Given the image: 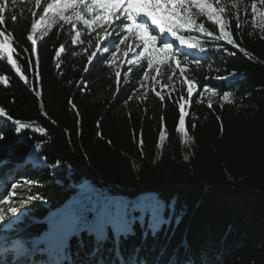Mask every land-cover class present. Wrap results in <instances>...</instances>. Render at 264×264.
<instances>
[{"label":"trees","instance_id":"1","mask_svg":"<svg viewBox=\"0 0 264 264\" xmlns=\"http://www.w3.org/2000/svg\"><path fill=\"white\" fill-rule=\"evenodd\" d=\"M220 2L227 13L235 0ZM252 2L239 0V10L232 9L228 17L233 39L248 55L225 41L216 43L227 51L219 47L206 53L192 50L193 56L201 57V66L186 69L197 83L193 97L188 98L179 70L173 75L166 65H161L159 74L149 70L159 83L149 80L145 88H139L143 70L136 67L128 74L130 82L123 83L124 72L132 67L126 57L122 63L117 61L118 69L107 61L92 68L84 48L88 40L95 43V33L88 30L82 37L84 44H71L75 31H84L80 25L72 29L57 24L42 39L37 33L33 55L26 36L31 20L38 19L42 10L33 6V0H0L6 7V24L0 30L12 34L17 48L14 58L29 80L25 84L6 58H0V75L9 77L8 86L0 85V107L13 119L35 121L46 130V134L33 129L17 133L6 117L0 118V162L6 161L0 163V180L35 181L31 194L43 198L25 199L20 223L8 229L0 226V259L11 261L14 244L32 249L50 223H66L64 230L71 231L78 215H86L90 222L97 215L88 209L92 203L111 196L135 199L149 194L164 204L165 213L170 209L155 234L147 217L138 220L135 216L126 237L115 231L118 226L108 223L103 251L92 256L95 234L78 229L67 239L66 264H98L99 258L111 264L117 241L125 261L139 249V258L147 264H173L174 260L176 264H264V32L259 17L251 16ZM13 9L18 17L15 22L10 18ZM32 12L37 15L33 17ZM197 22L218 34V26L206 17H198ZM192 34L204 39L199 33ZM61 43L65 52L57 58L55 51ZM180 47L176 41L174 48ZM73 51L77 54L72 55ZM116 70L121 71L123 85L119 93ZM233 72L235 77L230 75ZM169 75H173L171 81ZM217 75L228 79L217 80ZM204 87L214 88L218 95H200ZM153 88L164 96L163 101ZM37 90L40 97L35 96ZM225 91L230 93L227 101L222 99ZM145 93L146 98L139 99ZM184 101L185 130L192 137L188 143L176 131L179 104ZM161 129L165 131L163 144ZM37 155L39 160H35ZM57 161L60 164L51 167ZM83 186L92 191L84 193ZM86 194L91 197L85 199ZM52 241L50 236L38 243L42 251L32 258L47 260L44 250Z\"/></svg>","mask_w":264,"mask_h":264},{"label":"snow or ice","instance_id":"2","mask_svg":"<svg viewBox=\"0 0 264 264\" xmlns=\"http://www.w3.org/2000/svg\"><path fill=\"white\" fill-rule=\"evenodd\" d=\"M10 2L15 3L16 0H10ZM258 3L260 7H258ZM258 3L257 0H253L251 3V16L253 18L259 17V28L261 32H264V0H258ZM33 6L42 10V14L39 15L38 19L34 18L31 20L30 31L26 36L27 41L31 43V53L33 55L37 53V33L40 34L42 39L57 24L61 27L71 25L72 29L80 25L84 31L83 33L75 31V34L71 36V44H84L85 40L82 37L88 35V30L95 33V43L92 40H88V47L84 48V52L88 53L86 57L88 65L92 68H95L97 63L103 64L107 61L113 68L118 69L121 66V64L117 63L118 60L122 63L124 57H131L127 59V64L132 67H128L123 75V83L125 85L130 82L128 74L133 71V67L143 70V79L139 80V88H145L146 82L149 80L153 81L154 84H158L159 80L152 76L149 70H154L159 74L161 65H166L173 75L176 74L177 69L179 70V76L187 84L186 95L191 98L197 88V83L187 73L186 69L189 65H195L197 68L201 66V57L193 56L191 54L192 50L206 53L219 47L227 51L223 45L218 46L216 43L225 41L227 45L238 48L241 53L248 55L245 49L240 47L236 40L233 39L229 27L228 17L232 14V9L239 10V0H235L231 4L227 13L226 6L221 5L220 0H215V3L210 2V0H43V3L42 0H33ZM5 12V4L0 3V26L6 24ZM31 15L35 17L37 14L32 12ZM198 17H206L208 22L218 26V34L209 30V27H206L204 22L198 23ZM10 18L13 22L17 21L18 17L15 14V9H13ZM236 27L240 28V20L238 18ZM185 32L188 34L185 35ZM192 33H199L204 39L202 40ZM69 34L71 35V32ZM176 41L181 46L178 49L174 48ZM207 44H211L212 47L207 48ZM13 45L12 34L7 33L6 30H0V58H6L7 65L11 66V69L15 71L20 80L28 84V77L22 72L21 65L14 58L17 48ZM90 48L95 50L89 52ZM64 52L65 44L61 43L59 49L55 51V56L60 58ZM118 53H121L120 57H118ZM76 54L75 51L72 52V55ZM228 54L235 55L233 52ZM88 65L83 69L85 73L90 71ZM36 67H39L38 57L36 59ZM56 67L59 68L60 64L57 63ZM212 67V64L208 65L210 70ZM173 75H169L167 79L171 81ZM230 75L235 77L237 73L233 72ZM204 78L208 79L209 77L205 76ZM214 78L217 80L228 79L220 75ZM115 80L116 91L119 93L123 86L121 85V71H115ZM0 85H9V77L7 75H0ZM78 87H83V85ZM164 87H168V85L165 84ZM153 91H155L154 88ZM203 93H209L213 97L218 95L217 91L212 87H204L199 94L203 95ZM146 95L145 93L139 99L146 98ZM155 95L161 101L164 100V96L159 91H155ZM35 96L40 97L41 92L37 90ZM229 96L230 93L225 91L222 99L227 101ZM186 103L187 101H184L179 104V124L176 131L182 133L186 137L184 142L188 143L192 140V137L185 130V116L187 113L184 109ZM69 104L73 109L76 108V105L71 100H69ZM208 106L211 108V103ZM43 108L44 105L41 103V111H43ZM43 115L47 116V112H43ZM77 115H79L78 112ZM4 117L11 122L17 133H21L25 129H33L36 133L46 134L45 128L38 125L35 121L25 122L21 119H13L4 107H0V118ZM2 139L3 136L0 135V140ZM159 140L163 144L165 140V131L163 129L159 131ZM35 147L39 148L40 144L37 143ZM39 159L40 157L37 155L35 160ZM184 159L187 160L188 157L185 156ZM0 163H6V161ZM59 164L60 162L57 161L51 167L56 168ZM35 183L32 180H24L23 182L0 180V193H2L0 194V226H5L6 229L13 228L14 225L20 223V219L24 215L21 209L12 206L14 204L13 197L19 196L20 199L15 202L21 205L26 202L25 198L29 201L43 199L38 194H31ZM18 189L21 191H17ZM21 192L23 193L22 196ZM2 205H9V207L5 210ZM144 210L151 215L149 227L152 233L155 234L160 225L165 223L161 216V205L155 200L146 201ZM90 211L97 213L96 220L89 222L86 215H78L73 221L71 231H66L62 225L53 223V241L50 247L44 250L48 254L47 260L37 262L32 258L42 251L38 246L28 249L23 245L17 248L14 244V258L11 261L0 259V264H66L67 256L65 250L67 239L78 229L83 230L84 228L95 234L96 248L92 256H100L103 251V241L106 239L105 228L108 223L119 220V225L115 228V231L125 237L131 231L130 221L123 219L122 213L114 212L106 202H103L101 206V202L98 201ZM177 222H179L178 219ZM5 251L7 252L8 249H5ZM112 251L115 253V259L112 260L111 264H147L146 259L139 258V249L125 261V258L120 253L118 241L117 246ZM98 264H105L104 259L99 258ZM173 264H176L175 260Z\"/></svg>","mask_w":264,"mask_h":264},{"label":"rangeland","instance_id":"3","mask_svg":"<svg viewBox=\"0 0 264 264\" xmlns=\"http://www.w3.org/2000/svg\"><path fill=\"white\" fill-rule=\"evenodd\" d=\"M126 58L129 59L131 57L129 56V57H126ZM91 191L92 190H90L89 187H84V189H83L84 193H89ZM22 195L23 194L21 193V196ZM90 197H91L90 194H86V198L85 199H89ZM12 199L14 201V204L12 206H15V207L23 210V205H21L18 202H15V201H18L20 199V197L19 196L13 197ZM152 200L158 201L154 196L149 195V194L145 195V196H142V197L135 198V199H127V198H124V197H121V196H111V197H108V198H104L101 201V206H102L103 202H106L109 205V207L114 212L122 213L123 214V219H126L127 221H131L133 218H135V216L137 217L138 220H141V219H144L145 217H147V219L149 221H151L150 213L146 212L144 210V203L146 201H152ZM159 204L161 205V216H162L163 219L167 220L168 216L170 215V209L167 211V213H165L164 212V204L161 203V202H159ZM94 205H96V203H92L88 207L89 211H90V209L93 208ZM7 207H9V205H5L4 206L5 210L7 209ZM135 210L137 211V213H135ZM90 212L91 213H96L94 211H90ZM96 217H97V215L95 217L93 216L91 218L90 222L95 221L96 219H94V218H96ZM119 222H120L119 220H115V221H113L111 223L113 224L114 227H116V226L119 225ZM52 225L53 224L51 223L50 226H49V229L52 227ZM60 225L66 226V223H60ZM2 236L3 235L1 234L0 235V239H1ZM13 258L10 257V260H12Z\"/></svg>","mask_w":264,"mask_h":264}]
</instances>
